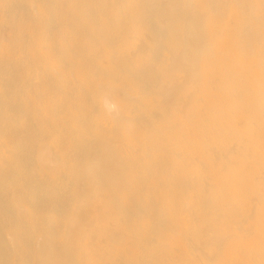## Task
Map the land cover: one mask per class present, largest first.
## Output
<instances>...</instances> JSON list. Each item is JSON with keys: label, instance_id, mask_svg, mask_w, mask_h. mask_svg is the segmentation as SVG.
<instances>
[{"label": "rangeland", "instance_id": "rangeland-1", "mask_svg": "<svg viewBox=\"0 0 264 264\" xmlns=\"http://www.w3.org/2000/svg\"><path fill=\"white\" fill-rule=\"evenodd\" d=\"M4 162L1 237L63 232L91 176L130 236L102 256L264 264V0H0ZM205 232L224 239L214 261L192 256ZM142 244L168 258H132Z\"/></svg>", "mask_w": 264, "mask_h": 264}, {"label": "bare ground", "instance_id": "bare-ground-1", "mask_svg": "<svg viewBox=\"0 0 264 264\" xmlns=\"http://www.w3.org/2000/svg\"><path fill=\"white\" fill-rule=\"evenodd\" d=\"M169 99L173 101L172 98ZM91 154L93 155L92 158L96 160L95 163L102 168L103 180L116 182L120 174L116 160L107 154L95 152ZM51 157V154L43 152L40 156V162L46 167L50 163ZM10 166H12L10 162H4L1 163L0 169ZM98 181L90 176L81 182L78 189L80 191L79 200L74 203L73 207L66 210L65 218L61 223L63 232L45 228L39 231L41 234L39 237L35 231H21L22 226L17 223L7 237L0 236V264H26L23 258H36L37 261L34 264H88L89 261H97V258H104V262L101 264H124L123 260L119 259L122 257H114L110 252L104 256L101 254L102 251L106 252L112 244L129 240L130 236L121 227H114L111 215L106 210V204L96 195V190H99ZM116 189L119 188L116 187ZM93 191L94 193L91 195ZM2 194L3 190L0 189V199L3 197ZM113 194L117 195V192L114 191ZM5 207L8 209L4 212L7 214V210H10L11 217H14V212L11 211L14 209L11 206ZM96 209L101 210L102 217L88 220V217ZM155 230H153V234ZM219 236V234L212 236L211 233L205 232L202 238L200 237V244L194 248L192 256L209 258L211 261L220 258L219 254L224 239ZM99 239L103 240L102 245L104 246H101ZM220 239L223 241L220 242ZM165 244L163 242L160 245ZM131 250L133 254H136V257L132 255V258H151L160 255H165L168 258V251L161 246L155 250H150L142 244L138 247H132ZM43 258L47 259L44 260ZM126 258H130V255ZM136 264H144V262L141 259L136 261Z\"/></svg>", "mask_w": 264, "mask_h": 264}, {"label": "clouds", "instance_id": "clouds-1", "mask_svg": "<svg viewBox=\"0 0 264 264\" xmlns=\"http://www.w3.org/2000/svg\"><path fill=\"white\" fill-rule=\"evenodd\" d=\"M105 108L106 110L111 113L116 110V105L114 103H111L110 101H105Z\"/></svg>", "mask_w": 264, "mask_h": 264}]
</instances>
